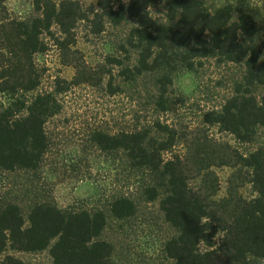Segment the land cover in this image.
Here are the masks:
<instances>
[{
    "label": "trees",
    "instance_id": "1",
    "mask_svg": "<svg viewBox=\"0 0 264 264\" xmlns=\"http://www.w3.org/2000/svg\"><path fill=\"white\" fill-rule=\"evenodd\" d=\"M162 3L165 19L155 20L148 5ZM36 16L27 21L8 20L4 0H0V92L11 102L0 107V170L34 171L40 168L48 150L45 124L59 113L56 95L71 88L96 86L107 78L108 93L113 95L111 70L88 66L73 50L74 28L87 21L95 34L104 22L118 25L126 19L134 22L127 45L136 51L133 67L119 71L127 81L144 73L166 69L193 68L199 59L242 64L244 74L235 93L219 110L204 116L208 127L216 126L239 143H251L256 131L264 127V96L252 93L264 85V59L255 41L256 24L244 0L210 12L200 0H96L83 10L73 0H33ZM57 26L63 64L74 70L70 81H58L54 93H38L30 101L19 94L29 93L39 85L33 57L45 49L42 34L53 37ZM112 65H120L112 60ZM168 77L158 80V107L165 109ZM157 135L148 130L108 134L96 131L92 142L103 151L122 150L131 164L148 169L160 178L167 193L159 208L165 221L176 231L167 240L164 253L173 264H250V259L264 261V147L241 153L227 142L211 138L206 129L177 133L167 125L155 124ZM183 154L164 160L163 154L176 143ZM227 167L225 195L220 191L217 168ZM249 186L253 196L241 191ZM156 189L149 187L150 199ZM133 203L115 199L111 214L124 219L134 214ZM106 225L100 210H62L52 202L33 199L24 213L22 207L0 198V264H25L6 251L31 253L48 249L51 264H117L113 247L99 240ZM204 241L205 243H200Z\"/></svg>",
    "mask_w": 264,
    "mask_h": 264
},
{
    "label": "rangeland",
    "instance_id": "2",
    "mask_svg": "<svg viewBox=\"0 0 264 264\" xmlns=\"http://www.w3.org/2000/svg\"><path fill=\"white\" fill-rule=\"evenodd\" d=\"M33 0H4L8 20L27 21L34 16ZM61 0H56L59 2ZM77 1L83 10L96 0ZM213 12L236 0H200ZM256 24L255 41L264 59V0H244ZM157 21L165 19L162 3L153 4L149 10ZM134 27L131 19L118 25L104 22L100 33H93L87 21H78L74 28L73 50H77L90 67L98 65L111 70V80L116 93L110 95L108 79L96 86L81 85L56 95L61 110L45 124L48 150L40 168L34 171L5 172L0 170V198L18 203L25 213L35 198L52 202L62 210H100L106 216V225L99 240L113 247L112 259L117 264H173L164 253L167 240L176 231L165 221L159 208L160 200L167 193L166 184L155 178L148 169L134 167L122 150L103 151L92 142L96 131L108 134L148 130L157 135L158 122L177 133L204 128L218 141L227 142L241 153L264 147V127L257 129L251 143H239L232 135L221 132L216 126L208 127L204 116L219 110L242 81V64L219 62L206 58L194 62L193 68L183 67L144 73L133 81L120 76L119 71L133 67L136 51L127 45V36ZM53 37L42 34L45 49L33 57L34 72L39 85L29 93H20L25 101L38 93H54L58 81H70L74 70L63 64L62 51L57 40L62 39L57 26H52ZM112 60L120 65L110 64ZM166 76L165 109L158 107L160 84ZM252 93L264 96V85L252 88ZM11 102L8 94L0 92V107ZM182 143H176L163 154L164 160L174 154H183ZM220 182L218 197L225 195L226 181L230 174L227 167L215 169ZM149 187L155 188L156 198L151 200ZM245 198L253 196L249 186L241 191ZM124 198L134 205V214L124 219L115 218L110 207L115 199ZM25 264H51L48 249L22 253L6 251ZM2 256H0V260ZM250 264L264 261L250 259Z\"/></svg>",
    "mask_w": 264,
    "mask_h": 264
},
{
    "label": "clouds",
    "instance_id": "3",
    "mask_svg": "<svg viewBox=\"0 0 264 264\" xmlns=\"http://www.w3.org/2000/svg\"><path fill=\"white\" fill-rule=\"evenodd\" d=\"M147 7H148V9L150 10V9L152 8V5L149 4ZM200 243H205V242H204V241H200Z\"/></svg>",
    "mask_w": 264,
    "mask_h": 264
}]
</instances>
